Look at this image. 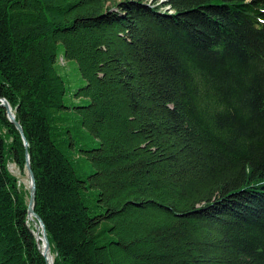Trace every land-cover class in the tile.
<instances>
[{
	"label": "trees",
	"instance_id": "16d2710c",
	"mask_svg": "<svg viewBox=\"0 0 264 264\" xmlns=\"http://www.w3.org/2000/svg\"><path fill=\"white\" fill-rule=\"evenodd\" d=\"M27 155L53 264H264V0H0V264Z\"/></svg>",
	"mask_w": 264,
	"mask_h": 264
},
{
	"label": "water",
	"instance_id": "95a60500",
	"mask_svg": "<svg viewBox=\"0 0 264 264\" xmlns=\"http://www.w3.org/2000/svg\"><path fill=\"white\" fill-rule=\"evenodd\" d=\"M1 106L3 108H5L6 112H7V116L10 120L11 123H13L15 125V127L17 128V130L20 132L23 141H24V145L27 148L28 147V142L25 138V135L23 133L22 127L21 125L17 122L15 115L12 112V109L9 105V103L3 99L1 100ZM26 168L28 171V175L30 178V183H31V187H30V200H29V216L30 218L35 222L36 224V228L38 230H40L41 233V237H38L37 241L40 244V241L43 242L42 248H43V255L44 257L47 259L48 264H53V262L50 263L49 261V251H50V243L48 240V236H47V231H46V227L44 222L42 221V219L39 217V215H37L34 211V206H35V200H36V180H35V176L34 173L32 171L31 165H30V160H29V156L27 155L26 158Z\"/></svg>",
	"mask_w": 264,
	"mask_h": 264
},
{
	"label": "rangeland",
	"instance_id": "374dc122",
	"mask_svg": "<svg viewBox=\"0 0 264 264\" xmlns=\"http://www.w3.org/2000/svg\"><path fill=\"white\" fill-rule=\"evenodd\" d=\"M151 1H153V0H151ZM157 1H158L159 4H161L162 2H165V1H167V0H157ZM64 67H65V71H66L67 73H71V71H70L69 68L67 67V64L64 65ZM75 101H76V100H75ZM9 169H10L11 173H12L14 176H16V177L18 178L19 183H20L21 185H23L24 189L27 190V191L29 190V195H30V187H31V183H30V178H29V175H28L27 168H26L25 172H22L21 170H19V169L17 168V166H16L15 164H11V165L9 166ZM52 262H53V261H52Z\"/></svg>",
	"mask_w": 264,
	"mask_h": 264
},
{
	"label": "bare ground",
	"instance_id": "6f19581e",
	"mask_svg": "<svg viewBox=\"0 0 264 264\" xmlns=\"http://www.w3.org/2000/svg\"><path fill=\"white\" fill-rule=\"evenodd\" d=\"M41 236V233H40V230H39V237ZM40 244H41V242H40ZM49 261H50V263L52 262V258L50 257V255H49Z\"/></svg>",
	"mask_w": 264,
	"mask_h": 264
},
{
	"label": "built area",
	"instance_id": "2783aa9c",
	"mask_svg": "<svg viewBox=\"0 0 264 264\" xmlns=\"http://www.w3.org/2000/svg\"><path fill=\"white\" fill-rule=\"evenodd\" d=\"M150 3H152V1L150 0ZM167 9H169V8H167Z\"/></svg>",
	"mask_w": 264,
	"mask_h": 264
}]
</instances>
